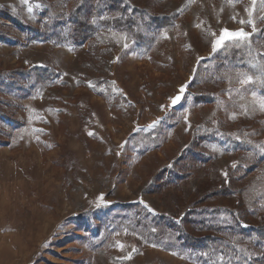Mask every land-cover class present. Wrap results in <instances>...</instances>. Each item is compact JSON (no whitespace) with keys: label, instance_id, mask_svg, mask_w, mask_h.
<instances>
[{"label":"rangeland","instance_id":"374dc122","mask_svg":"<svg viewBox=\"0 0 264 264\" xmlns=\"http://www.w3.org/2000/svg\"><path fill=\"white\" fill-rule=\"evenodd\" d=\"M129 1L173 17L144 51L115 31L78 52L20 45L5 14L46 33V12L58 17L64 0H0V35L16 42L0 44V71L59 74L26 97L0 86V264H200L119 208L180 219L203 201L208 212L264 205V98L226 58L236 41L213 51L224 29L252 32L249 20L257 30L239 44L258 33L264 44V0ZM166 169L182 181L161 187Z\"/></svg>","mask_w":264,"mask_h":264},{"label":"trees","instance_id":"16d2710c","mask_svg":"<svg viewBox=\"0 0 264 264\" xmlns=\"http://www.w3.org/2000/svg\"><path fill=\"white\" fill-rule=\"evenodd\" d=\"M5 15V22L19 31L22 37L18 38L20 45L24 41L55 43V46L68 45L74 52L95 41L102 33L112 31L126 34L134 50L144 51L155 45L160 31L173 24V17H156L137 8L129 0H64V8L58 17H54L50 11L46 12V33L31 23L7 13ZM262 36V33L255 34L247 44L236 46L237 51L226 58L234 70L247 71L251 75L250 89L264 98ZM0 44L15 46L16 42L0 35ZM247 48L252 54L249 57L246 56ZM58 76L54 69L47 68L0 71L1 95L6 99L13 97V93L26 97L39 86L52 83ZM167 170L164 172L168 175ZM180 181L181 178L172 172L161 187L178 185ZM205 203L203 201L202 205L205 206ZM203 206L189 209L180 219L153 215L140 206H122L119 210L133 209L141 213L143 219H149V223L144 222V229L154 239L150 238L151 242L162 244L165 239L171 238L173 244L167 248L168 251L194 255L200 264H264V219L258 224L250 220L251 216L263 215L264 205L255 210L243 208L239 212L218 208L208 212L203 211L205 208H199ZM142 216L132 218L140 219ZM226 216L227 219H224Z\"/></svg>","mask_w":264,"mask_h":264},{"label":"snow or ice","instance_id":"6c2138e0","mask_svg":"<svg viewBox=\"0 0 264 264\" xmlns=\"http://www.w3.org/2000/svg\"><path fill=\"white\" fill-rule=\"evenodd\" d=\"M255 2H256V0H253V5H255ZM249 16L250 17L252 16L251 11H249ZM241 23H244V21H241ZM248 23L252 25V32H247V31H244L243 29H240L238 31H229L227 29L222 30L219 37L213 42V51L215 52L217 49L224 47L226 41H236L237 42L236 46H239V42L247 41L251 37L252 33H254L257 30L256 26L252 22V20H249ZM213 35H215V33H213ZM124 46L127 47V44H125ZM251 80H252V77L247 76V77H245V79L241 80V83L246 84V83H249ZM183 91H184V87H181V89H180L181 94L183 93ZM179 99H180V96H177L173 99L172 102L176 103L179 101ZM260 107L262 109H264V99H261ZM233 167H235V164L233 165ZM99 199L101 202H103L102 196ZM117 243H118L119 247L121 249H123L124 245L120 244L119 242H117ZM130 258H131L130 256L125 257V259H130Z\"/></svg>","mask_w":264,"mask_h":264},{"label":"water","instance_id":"95a60500","mask_svg":"<svg viewBox=\"0 0 264 264\" xmlns=\"http://www.w3.org/2000/svg\"><path fill=\"white\" fill-rule=\"evenodd\" d=\"M178 96H180V99H179V101L178 102H176V103H171V107L172 108H176V107H178L181 103H182V96L181 95H178ZM177 97V96H176ZM173 101V100H172Z\"/></svg>","mask_w":264,"mask_h":264}]
</instances>
